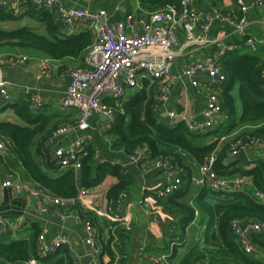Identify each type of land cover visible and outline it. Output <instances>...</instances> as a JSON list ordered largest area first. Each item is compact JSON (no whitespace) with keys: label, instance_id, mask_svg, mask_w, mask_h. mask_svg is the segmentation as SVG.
<instances>
[{"label":"crops","instance_id":"0c3cea01","mask_svg":"<svg viewBox=\"0 0 264 264\" xmlns=\"http://www.w3.org/2000/svg\"><path fill=\"white\" fill-rule=\"evenodd\" d=\"M58 2L65 7L98 13L100 19L111 28L118 22L130 21L137 32L140 31V20L145 17L147 11H152L141 7L139 0H58ZM238 3L246 8L244 11L248 22L246 30L254 42L257 43L252 52L242 44L243 35L230 32L229 28L215 22L208 32V36L212 41L209 46L186 49L183 54L176 58L171 69V73L176 76V80L165 102L160 103L157 101L156 85L148 89L144 80H140V84L135 88H126L122 101L131 102L141 92H145L147 99L151 101L152 117L155 118L156 122H167L166 112L169 109L184 112L186 118L191 121L201 119V111L205 107L208 95L209 79L202 72H197L191 77H184L181 74L182 70L190 61L204 60L210 56L219 55L224 46H232L233 49H237L242 54L263 57L264 0H191L189 4V8L198 14H203L206 10L209 11L215 7L225 14L238 16L241 15ZM10 8L16 9L15 6ZM20 26L37 27V30L41 31L38 22L30 17H22L18 21H6L4 23L6 28ZM85 30L90 31L93 40L92 31L80 21H75L66 26L62 24L58 33L59 37H64L77 35ZM176 37V47H178L184 37L181 29L177 30ZM0 55L27 56V61L23 64L2 67L1 72H4L5 76L0 77L7 82V89L11 95L10 102L23 103L26 100L30 103L32 110L37 111L38 114L48 116L50 119L48 123L50 134L48 137L53 130L60 126L68 129L62 135L55 137L51 143L44 141L42 150L45 153L36 152L37 147L36 145L33 146V159L45 174L53 178L58 177L61 171L58 167L55 152L58 149H66L76 138L84 136L87 139L88 151L90 149L93 152L96 164L106 163L118 166L131 179L128 189L122 192L119 211H116V199L109 201L106 197L107 190L117 181L113 175H107L97 185L82 187L87 191L84 198L86 206H81L78 202L73 201L52 207L48 212L39 210L40 197H32L27 193L17 194L10 186L0 187V214L10 220L11 223V227L7 232H10L11 237L16 239H29L33 253L36 249L38 237L43 238L45 242H49L58 234L66 236L69 239V245L59 248L42 264H53L60 260L66 263L68 260L73 261L77 256L82 258L88 255V246L84 242L86 235L83 222L90 221L94 226L96 225L97 238L100 244L108 239L109 233L114 236L115 232L122 231L120 238L115 237L110 243L114 256L111 264H151L149 259L140 257V247L149 242H161L167 232L166 224L174 220L173 215L163 210L161 206L153 204L155 200L153 193L156 189L167 184L172 177L164 170L155 167L153 160L149 157L142 158L136 163L129 162L128 154L123 152L122 149L113 147L116 136L110 132L111 124L102 115H91L88 119V127L85 130L69 128L76 122L77 112L73 108H62L61 101L69 81L68 71L81 66V58L65 57L54 60L34 50L8 46H0ZM42 64H45L44 68L41 67ZM192 81L196 83L195 86L192 85ZM26 90L28 94H26ZM36 103L39 106H35ZM222 118L223 116H219L216 119L215 126L222 122ZM3 119L20 123L11 109L0 113V120ZM250 128L247 126L244 129ZM244 129L237 128L232 133L221 135L217 148L219 149L221 145L231 142V139ZM46 135L47 133L39 135L36 138L37 143L39 144ZM193 142L210 143L209 140L199 138L193 140ZM238 142L236 141L234 146ZM241 147L246 151L248 162L257 159L264 160V139L253 141L250 145L238 146L237 149ZM229 152L228 155L232 154ZM224 162L227 164L226 159ZM47 163L51 164V167H48ZM189 163L188 165L192 168L191 176L196 175L199 164L193 161H189ZM246 164L248 163L243 162L242 168L248 169L253 166V163H250L249 166H246ZM183 169L184 166H180L174 170L173 174L178 175V172ZM219 176L229 180H234L239 176L246 177L239 172L228 175L219 174ZM8 177L19 180L28 188L49 192L33 182L16 156L5 148V154L0 156V184ZM192 187L198 189L195 184ZM231 188H236V185L231 184ZM103 213L112 214L120 219L125 215L129 222V229L125 230V226H121V222H116L120 226L114 225L113 229V221ZM196 217L194 221L189 222L186 226L182 244L177 246V254L173 259L174 263L179 260L184 251H187L196 242L200 243L203 240L204 225L200 226L196 222ZM34 230H37V236H33ZM251 245L253 257L264 263V236L252 242ZM32 257H35V255ZM98 259V264L109 262V257L106 254H103L101 258L99 255ZM0 264L9 263L0 259Z\"/></svg>","mask_w":264,"mask_h":264},{"label":"trees","instance_id":"16d2710c","mask_svg":"<svg viewBox=\"0 0 264 264\" xmlns=\"http://www.w3.org/2000/svg\"><path fill=\"white\" fill-rule=\"evenodd\" d=\"M139 1L140 6L148 10L165 6L179 7V0ZM15 7V10L0 7V46L34 50L54 60L65 57L83 58L81 54L92 41L90 31L59 37L58 31L62 23L53 12L29 0L19 2ZM22 17L37 21L41 31L37 30V27L29 26L4 27L6 21L15 22ZM219 64L225 76L220 92L223 120L205 132H220L217 139L210 143L196 145L193 140L205 133L190 132L183 121L173 126L167 122H156L152 117L151 101L147 99L145 92H141L131 102L104 99L115 114L110 127V132L116 136L113 147L129 154L135 147L146 144L150 159L166 160L173 170L184 166V169L178 172L180 187L167 198H155L153 202L173 215L174 220L169 225L166 224L167 232L161 242H149L140 251V257L149 259L151 264H264L256 260L252 252L244 253L230 231L231 220L234 218L264 222V202L251 196L249 188L245 192L237 188L216 191L207 186H198L196 189L190 181L192 168L188 165L189 161L200 164L214 152V169L218 174L239 172L243 176H250L254 187L264 193L263 159L248 162L246 166L253 163L248 169L242 168L241 161L231 164L224 162L228 152L237 147L234 146L236 141H239L238 146H244L264 139V56L242 54L232 48L223 52ZM7 109H11L20 123L9 119L0 120V141L16 156L29 178L54 196L74 198L78 188L97 185L107 175H113L117 179L107 190L106 197L109 201L117 199L130 186L131 179L121 168L106 163L96 164L90 149L78 171L59 169L61 174L58 177L48 176L34 161L33 146L36 145V152L45 153L42 149L50 134L49 117L32 110L26 100L23 103L4 104L0 106V113ZM247 126L251 128L244 129ZM237 128L244 130L218 149L219 137L232 133ZM44 133L47 135L38 144L36 138ZM47 166L51 167V164L47 163ZM233 169L235 170L232 171ZM195 211L196 222L200 226L204 225L203 240L184 251L174 263L177 246L182 244L187 224L195 220ZM112 225L114 227L117 223ZM121 233V230L115 232L116 236L109 233L108 239L102 241L100 258L106 254L109 257L107 264H111L114 259L110 243L115 237L120 238ZM37 234V230H34L33 236ZM261 236H264V230L250 233L251 243ZM35 254L36 249L33 253L29 239L13 238L10 232L0 236V259L5 262L17 264ZM49 257L39 260L37 264H42ZM53 264H72V261L64 263L60 260Z\"/></svg>","mask_w":264,"mask_h":264},{"label":"built area","instance_id":"2783aa9c","mask_svg":"<svg viewBox=\"0 0 264 264\" xmlns=\"http://www.w3.org/2000/svg\"><path fill=\"white\" fill-rule=\"evenodd\" d=\"M24 0H0V7H12ZM38 6L54 12L63 25H70L75 21H80L88 26L92 31L93 40L83 53L82 65L68 71L69 81L61 101L62 108H73L77 112L76 122L70 129L85 130L88 127V119L93 114L104 116L111 124L114 121V110L104 102L105 98L115 101L122 100L126 88H135L140 80L146 82V87L152 88L156 85L157 101L163 103L167 100L169 91L172 88L176 76L171 73L172 66L183 52L190 48H206L212 41L208 32L215 22H219L230 32L240 33L244 36L243 44L251 49L255 48L253 38L248 34L246 27L248 22L245 18V6L239 4L240 14L232 16L225 14L215 7L206 10L203 14H198L189 8L191 0H179V10L174 6H165L156 10L147 11L145 17L140 20V31H135L130 21H121L113 28L108 27L102 21L98 13L88 10L65 7L58 0H29ZM181 29L183 41L176 47V32ZM129 30V32H127ZM232 46H224L221 53L210 56L204 60L190 61L182 70L184 77H191L197 72L206 74L209 79L208 95L205 107L201 111V119L196 121L188 120L184 112L169 109L166 112L167 123L173 126L178 121H183L186 128L193 133H203L213 128L216 119L222 116L220 92L221 84L225 76L219 64V58L225 50ZM27 61L25 55H0V73L4 66H16ZM42 68L45 64H42ZM192 85H196L192 81ZM26 94H28L26 90ZM11 95L7 89V82L0 77V106L10 103ZM35 106H39L38 103ZM68 129L58 127L46 139V143H51L55 137L65 133ZM239 144V142H238ZM237 147L231 153H235ZM5 154L4 144L0 141V156ZM89 154L87 139L79 136L66 149H58L55 152L58 167L60 170L72 169L75 172L82 166V160ZM149 156L146 144L135 147L128 154V161L136 163L142 158ZM154 166L158 167L172 179L162 188L154 191L157 199L168 197L180 187L179 175H174V168L166 160L152 159ZM215 153H211L202 163L198 165L196 175L190 178L191 183L196 186H207L216 191H228L231 184L237 189L247 190L251 196L264 202V193L257 190L252 184L250 176L237 177L229 180L219 174L214 169ZM12 187L17 194L27 193L32 197H40L39 210L48 212L50 208L68 204L76 201L81 206H86L84 198L87 195L86 189L80 187L74 198H62L54 196L52 193L28 188L19 180L11 177L5 179L0 187ZM245 192V191H244ZM122 194L116 199V211L120 210ZM109 217L112 223H120L129 229V222L124 215L120 218L112 214L103 213ZM197 216V212H194ZM63 217V216H61ZM120 224L116 226H120ZM10 220L0 214V236L10 229ZM85 231L84 242L88 246V255L91 257L89 264H98V258L102 251V245L98 242L97 231L90 221L83 222ZM114 229V227H113ZM264 230V222L242 221L239 218L231 220L230 231L235 237L238 246L244 253H250L252 245L250 233ZM69 245V239L58 234L49 242L38 237L36 240L35 257H30L17 264H37L43 258L54 254L59 248ZM143 246L140 247V250ZM81 258L75 257L72 264H81Z\"/></svg>","mask_w":264,"mask_h":264},{"label":"water","instance_id":"95a60500","mask_svg":"<svg viewBox=\"0 0 264 264\" xmlns=\"http://www.w3.org/2000/svg\"><path fill=\"white\" fill-rule=\"evenodd\" d=\"M1 77H4L5 74L4 72L0 73ZM235 161H241L244 163H248V157L246 154V151L244 150V148H239L238 151H236L235 153H232L230 155H228V157L226 158V163L227 164H231ZM91 260V257L89 255L83 256L80 260L81 264H89Z\"/></svg>","mask_w":264,"mask_h":264},{"label":"rangeland","instance_id":"374dc122","mask_svg":"<svg viewBox=\"0 0 264 264\" xmlns=\"http://www.w3.org/2000/svg\"><path fill=\"white\" fill-rule=\"evenodd\" d=\"M254 45L257 46L256 41L254 42ZM245 48H247V50L250 49L249 51L252 52V49L251 48H249V47H245ZM237 106H238V109H239L240 108V103L239 102L237 103ZM207 131H209V130H207ZM205 132H203V133H205ZM217 137H218V135L216 133H211V134L210 133H208V134L205 133V134H202L200 137H197V138H199V139H206V140H209V142H211L212 140L217 139ZM202 144H204V143L203 142H196V145H202ZM165 198H167V197H165ZM165 198H160V199H165ZM95 227H96V225H95Z\"/></svg>","mask_w":264,"mask_h":264}]
</instances>
